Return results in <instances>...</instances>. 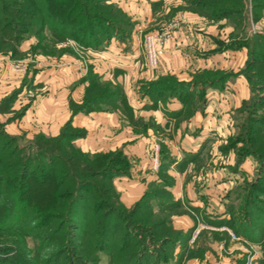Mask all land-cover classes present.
Wrapping results in <instances>:
<instances>
[{
  "label": "rangeland",
  "instance_id": "1",
  "mask_svg": "<svg viewBox=\"0 0 264 264\" xmlns=\"http://www.w3.org/2000/svg\"><path fill=\"white\" fill-rule=\"evenodd\" d=\"M206 1L201 12L191 0H183L181 7L204 16L206 22L216 23L222 31L221 38H215L223 52L216 63L221 69H200L191 75L194 80L220 77L221 82L216 88L223 91L221 120L225 126L216 140L218 147L206 146L202 156L199 155L201 147L195 153L173 147V130L156 123L155 115L151 114L154 112L150 113L153 109H164L175 94L186 103L187 113L194 112L202 103L206 106V93L212 86L181 82L169 71L160 73L158 70L167 44L162 48L158 66H147L144 38L150 32L169 26V0H105L99 4L104 16L117 23L120 33L116 31L111 39L116 37L130 45L134 30L139 31L143 51L137 59H141L143 69L152 75L143 78L138 85L142 96H147L150 101L146 108L151 109L139 116H135L128 100H123L122 86L104 81L91 65V61L98 59L95 53L104 51L111 39L98 43L99 37L95 34L91 36L92 41L84 40L80 27L75 35L64 38L48 27L43 35L24 32L17 49L12 51L4 46L8 50L0 51V155L21 148L36 160H50L37 155V152L44 154L47 151L54 157L60 155L58 164L66 157H73L80 170H101L104 166L114 171L105 178L107 183L113 181L114 189L108 187L106 191L111 194L114 191L117 200L114 197L110 200L114 198V203H119L116 206H121L124 215L114 217L117 224L113 223L107 234L105 248L97 253H85L96 259L79 264H123L128 259L133 264L132 245L138 241H142L139 250L145 249L146 254L141 264H264V59L253 52L258 49L264 56V26L260 23L264 0H243L248 31L245 27L235 26L231 16L214 20L213 0ZM255 2L258 6L254 7ZM138 15L151 16L137 29ZM237 15L240 17V13ZM72 18L69 21H73ZM101 26L104 32L105 23ZM18 28L31 29L22 24ZM238 41L243 45L244 41H249L251 46L243 63L233 67L232 61L238 57H233L230 50L238 46ZM71 63L80 70L78 81L72 84L66 68ZM239 77H244L246 82L236 87L232 81ZM115 91L122 94L121 103L112 102ZM117 107L123 110L125 120L135 122L136 128L146 136L145 156L131 152L132 149L124 145L132 140L106 149L83 142L92 137L94 127L79 124L78 115L92 109ZM63 132L73 135L71 142H60ZM172 148L177 152L173 153ZM212 152L216 153L215 160L211 157ZM143 162L147 172L154 174V179L131 200L127 192L136 188L140 177L138 169ZM22 170L19 166L16 173L20 175ZM213 172L220 177V190L210 188L213 187ZM84 176L83 179L88 178ZM217 184L216 180V187ZM31 189L43 197L51 191V185L35 184ZM88 189H82L81 212L76 216L80 225L72 229L82 240L76 238L75 244L68 242L70 249L74 244L82 250L85 238L91 237L90 220L98 218L94 209L96 198L88 194ZM101 189L97 191L102 192ZM124 234L128 236L129 247L120 253L118 247ZM9 235L5 232L0 239V248H9L1 250L4 257L15 252L11 250L15 247L10 239L13 236ZM25 237L26 248L36 251L34 238L26 232ZM29 256L33 257L32 254Z\"/></svg>",
  "mask_w": 264,
  "mask_h": 264
},
{
  "label": "trees",
  "instance_id": "2",
  "mask_svg": "<svg viewBox=\"0 0 264 264\" xmlns=\"http://www.w3.org/2000/svg\"><path fill=\"white\" fill-rule=\"evenodd\" d=\"M104 1L0 0V51L8 50L4 46H8L9 50L14 51L22 38V33L30 32L43 35L48 27L51 32L55 34L58 32L60 37L64 38L75 35L76 29L80 27L83 30L82 39L84 38V40L87 38V41H92L91 36L95 34H98L99 39L96 41L98 43L111 39L118 27L115 21L107 19L106 15L104 16L102 13L100 5ZM191 1L195 2V7L199 9L197 11L204 9V5L207 3L206 0ZM211 5L216 8L215 13L212 14L214 20L231 16L235 26H240L241 29L245 27L248 18L244 13L245 2L243 0H234L232 3L229 0H213ZM214 6L212 7L214 8ZM255 6H258L256 2ZM242 11L243 13H241ZM239 13L240 17L237 15ZM71 16H73V21H69ZM97 20L100 23H96ZM101 23H105L106 30L104 32ZM19 24L31 29H19ZM117 33L120 32L117 31ZM236 43L238 46L243 45L241 41ZM250 44L249 41H244V45L249 47ZM262 45L264 46V44ZM253 52L264 59L260 50L254 49ZM203 84L207 83L203 82ZM72 137L73 135H66L63 132L60 142L69 143ZM50 153L47 151L44 154L37 152L40 158L48 157L50 160H36L32 154L24 153L21 148L10 149V152H3V155H0V215L2 216L0 217V239L4 237L5 232H8L11 234L9 237L13 236L10 239L15 246L11 249L15 252L6 257L1 253L9 248L6 246L0 248V262L2 263L79 264L83 261L93 262L96 259L95 256L89 258L85 253L87 251L97 253L105 248L106 241H108L106 236L113 228V223L117 224L113 221L114 217L124 215L121 206H116V203H119L113 201L117 200L114 197V191L113 194L106 191L108 187L114 189L113 181L107 183L105 179L109 176V172H114L111 168L102 166L101 170L92 168L80 170L73 157H66V160H62L58 164L60 155L57 154V157H54ZM77 154H80L79 150H77ZM9 156L11 159L7 160ZM19 166L23 167L20 175L16 173V168ZM82 176L88 178L83 179ZM35 184H49L51 191L46 196L40 197L36 191L31 189ZM85 187L89 188L88 194L96 198L94 209L97 211L98 218L94 221L90 217L87 218L91 219V232H89L91 237L85 238V245L83 248L80 247L82 248L80 250L74 245V240L79 238L81 242L82 239L74 234L72 229L76 225H80L76 221V216L81 212L82 189ZM97 189H101L102 192H98ZM110 197L115 199L113 198L111 201ZM25 232L34 238L36 251L26 248ZM122 239V244L118 247L120 253L125 252L129 247L128 236L124 234ZM71 241H74V244L70 249L67 243ZM141 242L138 241L132 245L134 246V255L131 258L133 264H141V259L146 255L144 254L145 249L139 250ZM109 249L110 246L107 250ZM112 252L113 250H111ZM30 254L33 257H27ZM129 261L128 259L123 264H130Z\"/></svg>",
  "mask_w": 264,
  "mask_h": 264
},
{
  "label": "crops",
  "instance_id": "3",
  "mask_svg": "<svg viewBox=\"0 0 264 264\" xmlns=\"http://www.w3.org/2000/svg\"><path fill=\"white\" fill-rule=\"evenodd\" d=\"M146 1L148 2V0ZM182 5L183 0H169V22L178 16H185L187 20L172 29L158 71L160 73L169 71V73L176 74L181 82L186 81L193 85L200 86V83L203 85V82L211 84L212 86H209V91L206 93L208 102L206 106L204 104L200 107L197 106L194 112L187 113L186 103L175 94L169 99L164 109H153L150 113L154 112L151 114L155 115L156 123L161 124L166 129L173 130V147H180L192 153L197 152L201 147L202 151L199 155L202 156L206 146L210 145L214 149L218 147L216 140L220 138V133L224 129L223 126H225L221 120V95L223 91L216 88V85L221 82L220 77H216L213 80H194L191 79V75L200 69H211L212 71L221 69L218 68L219 65H216V63L220 61L223 52H220L215 38H221L222 31L216 26V23L206 22L204 16L181 9ZM150 16H136V28L142 27L145 20L149 21ZM260 23L264 26V14ZM231 29H234L233 26ZM245 29L249 30L248 25ZM138 32V30H134L135 36L130 45L113 37L109 40L108 46L104 51L95 53L94 56H98V59L91 61L94 71L99 73L104 81H113L122 86L123 100H128L135 116L145 114L147 109H150L145 106L149 105L150 101L147 96H142L138 85L142 83L143 78L152 77L150 72L143 69L141 59H137V55L143 51ZM230 52L233 53V57H238L231 63V66L235 67V65L243 63L244 58L248 54V46H236ZM66 68L68 69L69 83L72 84L78 81L80 70L78 71V68L72 63ZM66 68L65 70H67ZM244 82H246L244 77H239L236 81H232L236 87L243 85L242 83ZM114 93L111 98L112 102L119 101L121 103L122 98L120 95L122 94H119L118 91ZM78 95L80 96V92ZM95 110L92 109L88 113H80L78 115L79 124L94 127L92 129V137L83 139V142L88 143V146L94 143V146L106 149L123 145V142L126 143L127 140H132L131 143L127 142L124 145L132 149L131 152L145 156L143 148L147 144L146 136L141 134V130L136 128L135 122L131 123L125 120L124 112L120 107L100 111ZM172 149L173 153L177 152L174 148ZM178 154H180L179 151ZM211 157L215 160L216 153L212 152ZM218 157L219 154H217ZM145 166L144 162L139 166V182L135 184L137 189L127 192L128 198H131V200L135 199L143 191L144 185L154 179V174H149ZM212 175L211 178L214 181L213 187L210 188L212 190H220V177H216L214 172ZM216 180L218 183L217 187ZM210 188L207 190H210ZM203 190H206V188ZM214 196H216L215 192Z\"/></svg>",
  "mask_w": 264,
  "mask_h": 264
},
{
  "label": "built area",
  "instance_id": "4",
  "mask_svg": "<svg viewBox=\"0 0 264 264\" xmlns=\"http://www.w3.org/2000/svg\"><path fill=\"white\" fill-rule=\"evenodd\" d=\"M185 20V16H178L169 23V26L145 35L143 48L145 61L149 68H156L158 66L162 48L168 41V38H170L172 29L179 26Z\"/></svg>",
  "mask_w": 264,
  "mask_h": 264
}]
</instances>
